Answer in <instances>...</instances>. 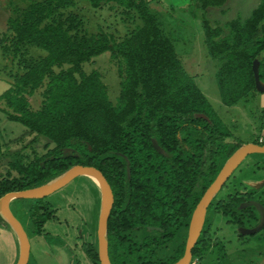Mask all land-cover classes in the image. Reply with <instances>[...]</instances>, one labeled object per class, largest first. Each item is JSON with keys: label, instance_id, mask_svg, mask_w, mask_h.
I'll list each match as a JSON object with an SVG mask.
<instances>
[{"label": "trees", "instance_id": "trees-1", "mask_svg": "<svg viewBox=\"0 0 264 264\" xmlns=\"http://www.w3.org/2000/svg\"><path fill=\"white\" fill-rule=\"evenodd\" d=\"M83 1L95 9L115 4L140 24L119 40L104 32L87 35L78 29L70 33L79 24L69 18L71 24L64 27L54 14L59 5L72 4L71 0L31 2L23 20H8L11 37L3 52L11 49L17 57L27 43L45 50L47 56L28 65L19 60L26 70L0 96V104H4L0 111L53 147L26 165L19 159L9 162L8 168L16 171V176H1L0 197L46 185L78 164L94 166L113 193L106 232L110 263L173 264L184 254L197 203L243 143L233 137L186 74L173 40L164 32L157 13L149 8L150 0ZM226 1L197 3L207 10ZM44 19L49 22L43 23ZM203 27L208 52L220 62L216 81L223 104L232 106L255 94L252 65L256 62L264 84V0L244 20L236 18L224 27H212L204 18ZM104 52H110L122 64L118 106L108 99L96 71H80L82 64ZM39 86L44 88L43 98L40 108L34 110L27 97ZM33 200L27 210L28 220L33 234H41L55 209L44 198ZM241 200L236 195L226 204L213 198L208 209L229 214L237 222L236 216L242 215L234 213L229 205ZM100 204L101 196L98 207ZM97 223L95 240L82 244L94 264H100ZM0 225L8 224L0 217ZM211 225L206 213L192 256L212 247ZM217 256L216 264H237L232 263L222 245ZM246 263L261 264V256L240 261Z\"/></svg>", "mask_w": 264, "mask_h": 264}, {"label": "rangeland", "instance_id": "rangeland-1", "mask_svg": "<svg viewBox=\"0 0 264 264\" xmlns=\"http://www.w3.org/2000/svg\"><path fill=\"white\" fill-rule=\"evenodd\" d=\"M45 1L0 0V96L11 87L18 76L23 75L25 72L24 63L19 60L26 61V65H28L30 62L38 63L47 56L45 50L38 48L35 44L27 43L21 46L17 57L13 56L11 49L3 52L4 45L10 43L8 40L11 37V31L8 30V20L11 17H19L20 20H23L31 2H44L45 4ZM71 2L72 4L59 5L54 14L56 19L64 23V27L68 28L71 24L69 18L73 19L74 24H79L78 28L76 25V28L71 29L70 33L78 29V31L87 35H98L104 32L112 34L115 39L119 40L128 31L140 24L139 20L133 17L131 13L124 12L122 8L112 3H107L102 8L95 9L83 0H71ZM259 3L260 0H227L221 7L202 10L197 0H150L149 2V8L157 13L164 32L173 40L178 58L186 74L193 80L212 108L228 126L233 137L239 141L257 143L260 136L264 137V105L258 102L261 93L256 90L255 94L253 93V95L239 100L232 106L223 104L216 81V72L220 62L208 52L203 19L206 18L212 27H224L227 22L236 18L241 20L247 18ZM47 22L49 21L44 19L43 23ZM6 36L7 39H5ZM121 69V62L115 59L110 52H104L82 64L80 71L86 74L96 71L101 77L108 99L113 105L118 106L120 104L122 81V77H120ZM53 70L57 71L58 68L53 66ZM78 72L76 73L77 77ZM43 90V86H39L33 95L27 97L32 109L37 110L40 108ZM0 105L4 106L2 102ZM52 147L53 144L46 145V140L43 137L31 132L30 129L18 122L9 121L6 115L0 111V179L1 176L5 177L7 173L9 179L16 176V171L8 168L9 162L19 159L23 165H26L35 156L45 154ZM258 158L264 160V154H253L255 162ZM254 164H247L240 176L236 177L229 187L224 186L222 188L224 192L221 193L222 190H220L214 195V198L216 197V200L220 199L225 203L237 191L239 193L244 192L248 186L244 185L247 181L243 179L246 176H252L250 172L254 171L256 166L259 165ZM86 177L78 176L62 188L44 197L56 209L54 211L55 217L51 221L53 224H50L52 229L49 228V224L46 228L51 231L52 237L46 236L44 241H47L50 247L49 251L54 256H61L62 259L64 253L58 252L56 247L63 248L62 244L68 245L70 249L65 248L70 255L71 264H94L91 260L84 258L83 249L80 250L74 247L64 237L65 234L71 237L74 232L79 233L80 236L83 232L81 239L86 240V234L88 235L92 229L95 231L96 221H98V217L96 218L98 204L94 195L96 191L100 194V191L96 183V187H94L93 182L92 189H94V192L90 190L88 185L90 184L89 179L92 178ZM262 177L263 175H259L256 178ZM257 182L260 183V181ZM262 190L264 191V187ZM263 193L260 192V194ZM33 202V199H15L12 206L15 209L14 216L25 229L32 244L28 264H35L36 259L33 250L34 243L31 239L33 235L32 225L31 221L28 220L29 215L27 212ZM235 202H230L229 206L238 215L249 212L258 213L253 206L242 207L243 203L237 204ZM262 204L264 205V201H262ZM207 216L212 220L209 237L212 247L198 255H193L191 264H216L218 262L219 245L223 246L232 263L240 264V261H251L256 256H261V264H264V249H262L264 240L259 239L258 241L255 234L244 237L237 227L238 223L245 226L253 224L257 221L256 217L244 220L240 216H236V222L235 217L232 220L230 218L232 216L229 214L226 216L221 213L215 214L210 208L207 211ZM0 228V231L5 228L14 236V229L11 226L0 225ZM16 238H18L17 234ZM91 240H95V234ZM215 242L218 245H213ZM17 257H19V253ZM17 257L15 256V258ZM11 258L12 250L9 241L1 239L0 264H15V261L11 262ZM39 258L40 255L37 259ZM42 261L44 263V259Z\"/></svg>", "mask_w": 264, "mask_h": 264}, {"label": "water", "instance_id": "water-1", "mask_svg": "<svg viewBox=\"0 0 264 264\" xmlns=\"http://www.w3.org/2000/svg\"><path fill=\"white\" fill-rule=\"evenodd\" d=\"M255 88L260 93H264V84L259 77L258 62L252 65ZM199 117L207 118L204 114H199ZM252 153L264 154V144L246 143L224 163L215 179L208 186L203 196L197 203L188 225L187 239L185 243V251L183 256L173 264H190L192 260V249L201 233L202 226L205 220L208 206L214 195L222 188L225 182L230 178L233 172L239 165ZM78 176H89L99 187L101 194V204L97 223V252L100 264H111L108 255L107 243V221L113 203V193L110 185L103 174L94 166L78 164L71 167L64 174L55 180L37 188L25 189L20 191H10L0 197V217L14 229L18 236L19 242V257L16 264H27L30 254V243L27 233L18 219L10 210L8 203L13 199H40L44 198L54 191L62 188L71 180ZM243 205L254 206L260 215L259 223L255 227H239L238 230L242 235H254L264 227V206L257 201L243 203Z\"/></svg>", "mask_w": 264, "mask_h": 264}, {"label": "crops", "instance_id": "crops-1", "mask_svg": "<svg viewBox=\"0 0 264 264\" xmlns=\"http://www.w3.org/2000/svg\"><path fill=\"white\" fill-rule=\"evenodd\" d=\"M258 102L259 103L261 102L260 104L261 105H264V93H261L260 94V97L258 98ZM260 141H262L264 143V137L260 136L258 138V143ZM241 142L243 144H246V143H249V142L250 143H257V142H252V141L247 142V141H242V140H241ZM253 154H255V153H252L250 156L246 157V159L244 160V162H242L239 165V167L233 172V174L231 175V177L229 178V180L227 182V186L226 187H229L230 184L232 183V181H235V178L240 176L243 168L247 164H254V163L255 164H259L258 166H256V169L254 171L250 172L252 176H246L243 180H246L247 181V183L244 184V185L248 186L246 188V190L247 191H251L255 195L256 198L258 197V198H260V200L264 201V193L263 194H260V192H264L262 190V188L264 187V160L263 159L260 160L258 158L257 159V162H255V159H253ZM259 175H263V177L262 178H256ZM83 177H86V176H83ZM86 181H88V179H86ZM89 181H90V184L88 185V187H89L90 190L93 191L94 190V189H92L93 188V183L95 184V182L92 179H89ZM257 181H260V183H258ZM223 192L224 191L222 190L221 193H223ZM94 196L96 197V203L99 205L100 194L98 193V191H96V194ZM13 204H14V200L13 201L11 200L8 203V206H9L10 210L12 211V213L14 214L15 209L12 208ZM16 208H17V205H16ZM99 209H100V207H98V210ZM98 210H97V213H98ZM55 211H56V209H55ZM97 213H96V215H97ZM53 217H55V216L53 215L50 219H48L44 223V225H43V232L41 234H33L31 236V239L33 240V243H34L33 250L35 252V257H36L35 262H34L35 264H71L70 263V255H69V253L67 252V249H66V248H69L68 245H66V244L63 245L62 244V247L64 249L63 248L56 247V248H58V249H56V250H58V252L64 253V258L62 259L61 256L60 257L59 256H54V254L49 251V248L50 247H49L47 241H44V238L46 236L52 237L51 231L50 230H47L46 228H47V224H49V228L52 229V227H51L50 224H53V223H51ZM93 231H94V229H92L91 232H89V229H88L89 234L88 235L86 234V240L81 239V235H82L83 232H81V235L80 236H79V233L74 232L71 235V237H70V235H67V234H65L64 237L66 238L65 239L66 241L71 242L70 243L71 245H73L74 247L79 248L80 250H82V243H84V242H93L91 240L93 238L94 234H95V231H94V233H93ZM13 234H14V236L11 234L10 231H8V230H6L4 228L3 231H0V240L3 239V240L9 241V243H10V249L12 250V258H11L12 261L11 260L10 261L11 262L15 261L14 263L16 264L17 259H18L17 255L19 253V242L17 241L18 239L16 238V234L14 232H13ZM255 237H256V239H258V241H259V239L261 241L264 240V230L261 231L260 233L255 234ZM28 239H29V237H28ZM29 243H30V254H31L32 244H31L30 240H29ZM262 249H264V247H262ZM30 254H29V256H30ZM83 254H85L84 255V258L86 257V259L90 260V258L86 255V253L84 251H83ZM38 255H40V258L42 260L44 259V263H42L43 261L40 258L37 259L38 258ZM15 256L17 258H15Z\"/></svg>", "mask_w": 264, "mask_h": 264}, {"label": "flooded vegetation", "instance_id": "flooded-vegetation-1", "mask_svg": "<svg viewBox=\"0 0 264 264\" xmlns=\"http://www.w3.org/2000/svg\"><path fill=\"white\" fill-rule=\"evenodd\" d=\"M259 144H264L262 141H260L259 142ZM251 155V154H250ZM249 155V156H250ZM246 159V158H245ZM244 159V160H245ZM231 177V176H230ZM229 180V179H228ZM228 180L225 182V184L222 186V188L224 187V186H227V182H228ZM222 188L220 189V190H222ZM219 190V191H220ZM218 191V192H219ZM238 196V197H240L242 200L240 201V203L239 204H242V203H248V202H250V201H257V202H259V203H261L262 204V201L260 200V198H256L255 197V195L251 192V191H247V190H244V192H242V193H239V191H237L234 195H232L231 197H233V196ZM216 198V197H215ZM218 201H222V200H218ZM229 200H227V201H225V203H227ZM263 205V204H262ZM242 207L244 206H247V205H241ZM264 206V205H263ZM254 207V206H253ZM255 208V207H254ZM256 209V208H255ZM257 210V209H256ZM257 214L256 213H254V212H249V213H245V214H240V215H242V216H240L241 218H243L244 220H248L247 218H257V221L256 222H254L253 224H249L248 226H245V225H238L237 226V224H236V226L239 228V227H241V226H243V227H248V228H251V227H255L258 223H259V219H260V215H259V211L257 210ZM222 214V213H221ZM253 215V216H252ZM224 216H226V215H224ZM227 217H229V216H227ZM232 220L234 219L233 217H230ZM236 227V228H237ZM264 230V227L258 232V233H260L261 231H263ZM257 234V233H256ZM241 236V235H240ZM244 237H246L247 235H243Z\"/></svg>", "mask_w": 264, "mask_h": 264}]
</instances>
